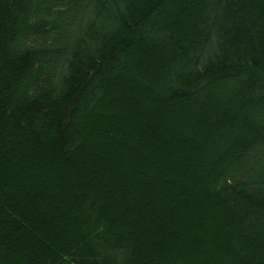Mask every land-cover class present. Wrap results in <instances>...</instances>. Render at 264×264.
<instances>
[{
    "label": "trees",
    "instance_id": "16d2710c",
    "mask_svg": "<svg viewBox=\"0 0 264 264\" xmlns=\"http://www.w3.org/2000/svg\"><path fill=\"white\" fill-rule=\"evenodd\" d=\"M0 264H264V0H0Z\"/></svg>",
    "mask_w": 264,
    "mask_h": 264
}]
</instances>
